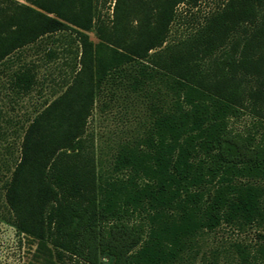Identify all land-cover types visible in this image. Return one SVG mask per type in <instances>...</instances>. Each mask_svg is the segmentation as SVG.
Wrapping results in <instances>:
<instances>
[{"label": "trees", "instance_id": "trees-1", "mask_svg": "<svg viewBox=\"0 0 264 264\" xmlns=\"http://www.w3.org/2000/svg\"><path fill=\"white\" fill-rule=\"evenodd\" d=\"M24 1L42 12L0 0V66L10 70L8 88L16 96L35 85L31 66L19 63L27 45L72 29L82 61L90 47L84 32L94 23L92 0ZM141 1L116 0L109 32L97 28L110 53L94 87L107 84L111 101L123 91L158 102L150 103L145 137L113 156L112 171L128 176L106 179L97 169L85 137L91 85L67 114H53L55 100L37 136L29 134L45 113L34 120L4 184L10 224L59 261L179 264L200 232L262 215L263 191L250 181L264 180V138L236 132L231 122L245 112L264 114V0H227L172 44L166 37L176 7L198 0ZM140 11L143 21L129 27ZM79 72L65 94L82 84Z\"/></svg>", "mask_w": 264, "mask_h": 264}, {"label": "rangeland", "instance_id": "rangeland-1", "mask_svg": "<svg viewBox=\"0 0 264 264\" xmlns=\"http://www.w3.org/2000/svg\"><path fill=\"white\" fill-rule=\"evenodd\" d=\"M14 1L42 12L30 2ZM148 1L151 0L141 2L144 4ZM115 2L92 0L94 23L84 32L90 47L83 52L82 61L79 60L81 47L73 39L75 33L72 29L44 36L21 51L19 63L32 65L35 71V86L30 94L16 96L11 92L8 88L10 70L0 66V264H73L67 257L59 261L48 246L17 231L10 224L11 213L4 199V184L10 180L12 171L23 156L22 144L27 129L55 100L60 98L53 106V114H67L78 93L85 95L92 85L95 96L85 137L94 152L97 169L106 179H125L128 176V172L112 171L113 156L122 146L135 145L145 137L151 115L150 103L158 102L150 96L123 91H116L115 100L111 101L109 94L112 90L107 84L94 87L96 74L103 69L110 53L97 28L101 29L100 34L109 32L114 22ZM226 2L198 0L194 5H178L175 19L168 25L166 43H175L192 34ZM143 10L146 12L144 7ZM48 16L54 18L53 15ZM142 19L141 11L131 15L129 27L135 28ZM49 51L54 52L52 59L46 57ZM17 63L14 62L11 70L15 69ZM77 72L82 84L65 94ZM250 86L257 87L254 82ZM49 119L50 116H46L37 130L34 129L29 135L37 136ZM231 127L239 133L257 132V139L264 138V114L261 112L256 116L245 112L241 118L231 122ZM250 184L263 191L261 217L250 223H224L212 232H200L193 237L179 264H264V180L250 181ZM138 222L144 223L145 220ZM101 264H111V261L103 258Z\"/></svg>", "mask_w": 264, "mask_h": 264}, {"label": "crops", "instance_id": "crops-1", "mask_svg": "<svg viewBox=\"0 0 264 264\" xmlns=\"http://www.w3.org/2000/svg\"><path fill=\"white\" fill-rule=\"evenodd\" d=\"M27 65H29V64H27ZM29 66H31V68H32V65H29ZM33 69V78H34V81H36V76H35V71H34V68H32ZM35 86V85H34ZM31 91H32V89L29 91V92H27L26 94H22V95H20V96H25V95H28V94H30L31 93Z\"/></svg>", "mask_w": 264, "mask_h": 264}]
</instances>
